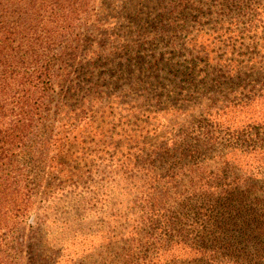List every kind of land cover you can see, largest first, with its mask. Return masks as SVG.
Instances as JSON below:
<instances>
[{"label":"trees","instance_id":"1","mask_svg":"<svg viewBox=\"0 0 264 264\" xmlns=\"http://www.w3.org/2000/svg\"><path fill=\"white\" fill-rule=\"evenodd\" d=\"M203 8H214L217 24L264 21V0H0V264H61L66 236L37 253L24 233L48 227L51 199L98 201L102 192L113 214L97 264H264V119L233 130L218 119L264 100V81L233 82L242 70L253 74L256 60L183 50V76L195 71L206 83L211 70L215 84L236 89L155 144L115 113L118 97L106 96L126 73L135 81L126 62L145 47L138 42L129 56L127 40L178 36L186 14ZM82 162L109 178L88 190ZM68 256L63 264H78Z\"/></svg>","mask_w":264,"mask_h":264},{"label":"rangeland","instance_id":"2","mask_svg":"<svg viewBox=\"0 0 264 264\" xmlns=\"http://www.w3.org/2000/svg\"><path fill=\"white\" fill-rule=\"evenodd\" d=\"M127 2L128 0H116V5H123ZM204 9H202L203 14L200 15H195L193 10L186 14L189 16L177 29L179 32L182 31L178 36L170 30L164 35L162 33L156 35L154 39L151 35V40L148 37L147 41L144 38L127 40L130 47L127 52L129 56L138 50L137 44L143 43L145 47L141 50L142 53L131 57L132 62H126L131 64V75L135 81L132 83L131 76L128 78L129 74L124 73V79L117 84L116 88L109 87L106 90V96L110 99L118 97V102H116L118 104L112 106L116 109L115 113L128 119L136 131H141L140 136L147 138L151 144L160 142L161 138H167L169 134L177 133L183 123L191 117L196 118L203 107L218 103L220 97L225 96L231 89H236V86L227 80L222 82L223 85L222 83L219 86L215 84L212 81L214 75L211 70L205 72L208 77L205 78L206 83L200 82V77L194 73L195 71L187 70L186 75L183 76L186 61V52L183 53V50L186 48H194L195 54L203 56L206 54L211 59H223L231 63L235 61L241 63L252 58L256 60L255 72L244 74L245 71L242 70L237 73L238 79L233 82L237 85L241 82L248 83L251 79L258 80L259 83L264 81V21H255L249 25L242 19L236 24L235 21L224 20L217 24L215 14L211 15L214 8H211L210 12ZM119 24L121 29L126 30L130 27V24L123 20ZM226 25L229 26L228 30L225 29ZM247 31L249 33H246ZM191 39H196V41L192 43ZM173 45L176 48H173ZM138 56L142 59L137 60ZM104 57L103 54L102 59L106 60L107 58ZM109 58L113 62V68L119 69L117 65L119 56L114 55ZM149 68H152V71ZM118 71L121 74V70ZM155 99L156 101H153ZM263 101L257 102L260 104L247 112L239 113L235 110L225 112L218 118L220 125L233 130L247 123L256 124L263 121L264 103H261ZM134 121H136L135 124H133ZM145 146L148 147V144ZM89 153L90 151L87 155ZM91 164L92 162L80 164V169L85 172V176L90 175V180H86L88 190H94L98 183L103 184L101 177L108 179L110 176V174H103V170L107 171L104 167H101L100 175L95 173L96 169ZM101 194L98 201H95L97 198L94 195L90 197L87 196L88 194L84 195L83 202L80 201L79 196L75 195L56 200L51 199L46 203L48 211L43 215L48 227H41L35 231L28 228L24 235L36 239L34 242L37 243L35 245L37 253H45L50 249L48 246L44 247L45 240L66 236L65 239H68L71 246L61 250V264L68 254H70L68 259L72 262L97 264L99 257L95 249L101 240V230L110 228L113 214L112 202L106 201L110 199L108 192ZM52 251L55 250L52 249ZM27 252L30 253V250ZM25 255L27 254L23 252L21 255L17 254L15 256L17 262L21 261L20 256ZM23 262L26 263L25 258Z\"/></svg>","mask_w":264,"mask_h":264}]
</instances>
